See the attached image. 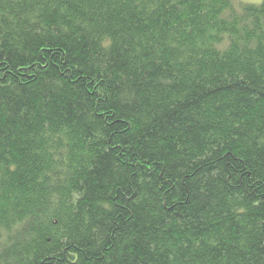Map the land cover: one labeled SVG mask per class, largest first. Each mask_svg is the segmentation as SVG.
I'll return each mask as SVG.
<instances>
[{"label": "trees", "instance_id": "trees-1", "mask_svg": "<svg viewBox=\"0 0 264 264\" xmlns=\"http://www.w3.org/2000/svg\"><path fill=\"white\" fill-rule=\"evenodd\" d=\"M0 264H264V0H0Z\"/></svg>", "mask_w": 264, "mask_h": 264}, {"label": "rangeland", "instance_id": "rangeland-1", "mask_svg": "<svg viewBox=\"0 0 264 264\" xmlns=\"http://www.w3.org/2000/svg\"><path fill=\"white\" fill-rule=\"evenodd\" d=\"M234 2L236 5H238L239 3L258 5L262 2V0H234Z\"/></svg>", "mask_w": 264, "mask_h": 264}]
</instances>
